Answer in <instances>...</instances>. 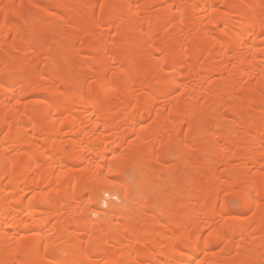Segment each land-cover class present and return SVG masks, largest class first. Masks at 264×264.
Segmentation results:
<instances>
[{"label": "bare ground", "instance_id": "6f19581e", "mask_svg": "<svg viewBox=\"0 0 264 264\" xmlns=\"http://www.w3.org/2000/svg\"><path fill=\"white\" fill-rule=\"evenodd\" d=\"M0 264H264V0H0Z\"/></svg>", "mask_w": 264, "mask_h": 264}, {"label": "snow or ice", "instance_id": "6c2138e0", "mask_svg": "<svg viewBox=\"0 0 264 264\" xmlns=\"http://www.w3.org/2000/svg\"><path fill=\"white\" fill-rule=\"evenodd\" d=\"M103 7V6H102Z\"/></svg>", "mask_w": 264, "mask_h": 264}]
</instances>
